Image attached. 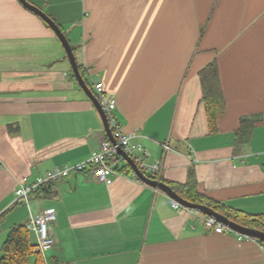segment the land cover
<instances>
[{
	"label": "crops",
	"instance_id": "0c3cea01",
	"mask_svg": "<svg viewBox=\"0 0 264 264\" xmlns=\"http://www.w3.org/2000/svg\"><path fill=\"white\" fill-rule=\"evenodd\" d=\"M29 1L60 25L93 92L103 82L159 179L184 183L193 170L211 200L264 212V0ZM211 62L225 99L213 131L201 77ZM242 118L255 123L237 145ZM105 138L54 30L20 0H0L1 230L56 213L54 246L29 264H264L258 240L207 229L129 167L106 181L77 171L15 201L21 183L85 160Z\"/></svg>",
	"mask_w": 264,
	"mask_h": 264
},
{
	"label": "built area",
	"instance_id": "2783aa9c",
	"mask_svg": "<svg viewBox=\"0 0 264 264\" xmlns=\"http://www.w3.org/2000/svg\"><path fill=\"white\" fill-rule=\"evenodd\" d=\"M95 89L96 95L103 105L109 124L113 130L116 142L114 143L108 138H105L101 141L100 148L93 151L91 155L85 160L71 165L66 164L64 166H56L48 170L44 175L36 177V179L31 182L21 183L15 190L16 202H22L28 205L31 196L33 194L39 193L46 184L63 180L77 171H90L93 177L102 181H106L114 174L126 172L128 167L131 169V166L119 153L120 149L125 151L131 157L133 162L139 167V169L145 174L151 177L153 176V178H158V176L162 173V167L160 164L147 163V153L143 145L135 141L137 134L135 132L127 133L121 129L115 113L117 106L116 100L111 96H107L103 82H96ZM164 148L166 150L169 149V144L164 143ZM123 164H126L125 168H123ZM134 175L137 177L135 172ZM156 190L158 189L156 188ZM172 204L175 208H185L194 212L198 217H202L204 219V226L207 229H213L216 233L233 231L230 227L226 226L213 216H209L198 210L185 207L174 199L172 200ZM55 218V210L53 208H45L38 213H31L29 219L25 223L26 228L36 235L37 251L43 254L45 251L51 249L55 244V239L52 235L50 227V224L55 220ZM244 238L258 240L254 237L238 233L239 240ZM258 241L260 243L261 249L264 252V242L260 240ZM45 264L48 263L45 262Z\"/></svg>",
	"mask_w": 264,
	"mask_h": 264
},
{
	"label": "trees",
	"instance_id": "16d2710c",
	"mask_svg": "<svg viewBox=\"0 0 264 264\" xmlns=\"http://www.w3.org/2000/svg\"><path fill=\"white\" fill-rule=\"evenodd\" d=\"M45 23L47 24V22ZM48 27L50 26L48 25ZM73 50L76 52L75 47H73ZM79 69L87 84L90 85L88 76L86 75L83 66L80 64ZM201 77L203 82V101L207 110L209 127L211 131H213L217 128L218 119L225 109V99L220 85L217 63L211 62L206 68H204L201 72ZM94 93L96 94V92ZM254 123L253 120L247 118L241 119L236 132L237 145L245 143L250 138ZM160 180L169 184L178 194L190 202L208 204L216 211L226 215L242 226L264 231V212L254 214L230 206H224L219 202L211 200L198 190V183L193 170L189 171L188 178L184 183H171L164 178H161ZM3 216V214L0 215V230ZM30 234V231L26 228V224L13 226L9 230L3 243L0 264H26L30 255L37 249V243L32 241Z\"/></svg>",
	"mask_w": 264,
	"mask_h": 264
},
{
	"label": "water",
	"instance_id": "95a60500",
	"mask_svg": "<svg viewBox=\"0 0 264 264\" xmlns=\"http://www.w3.org/2000/svg\"><path fill=\"white\" fill-rule=\"evenodd\" d=\"M20 2L29 10L33 11L37 15H39L47 24L54 30L55 34L61 41L62 45L65 48V51L67 53V56L71 62L74 75L80 84V86L83 88V90L86 92V94L89 96V98L94 103L95 107L97 108L102 122L104 124L105 131L107 133L108 139L112 142H116V139L113 134V130L109 124L108 118L106 116L105 110L103 108V105L101 104L100 100L98 99L97 95L93 92V90L90 88V86L87 84L85 78L81 74V71L79 69V64L77 62V58L75 55V52L73 50V47L71 43L69 42L66 34L60 27V25L44 10H42L37 5L33 4L29 0H20ZM119 153L126 159L128 164L131 166V168L136 173L137 177L148 184L149 186L153 188H157L160 191L166 193L168 196H170L172 199L179 202L181 205L198 210L202 212L203 214L213 216L217 218L219 221L224 223L226 226L230 227L233 231L242 233L244 235H248L251 237H254L262 242H264V231L255 229V228H249L242 226L233 220H231L229 217H227L224 214H221L220 212L216 211L213 207H211L208 204H199V203H193L188 201L187 199L183 198L180 194H178L169 184L161 181L158 178H153L147 174H145L142 170L139 169V167L133 162L131 157L122 149L119 150Z\"/></svg>",
	"mask_w": 264,
	"mask_h": 264
},
{
	"label": "rangeland",
	"instance_id": "374dc122",
	"mask_svg": "<svg viewBox=\"0 0 264 264\" xmlns=\"http://www.w3.org/2000/svg\"><path fill=\"white\" fill-rule=\"evenodd\" d=\"M5 236H6V234L3 233V230H0V256L2 255V246H3V243L6 239ZM29 261H30V259L27 261L26 264H29Z\"/></svg>",
	"mask_w": 264,
	"mask_h": 264
}]
</instances>
